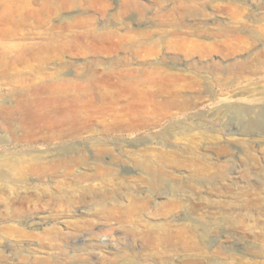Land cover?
<instances>
[{
	"label": "rangeland",
	"instance_id": "rangeland-1",
	"mask_svg": "<svg viewBox=\"0 0 264 264\" xmlns=\"http://www.w3.org/2000/svg\"><path fill=\"white\" fill-rule=\"evenodd\" d=\"M0 164V264H264V0H0Z\"/></svg>",
	"mask_w": 264,
	"mask_h": 264
},
{
	"label": "bare ground",
	"instance_id": "bare-ground-1",
	"mask_svg": "<svg viewBox=\"0 0 264 264\" xmlns=\"http://www.w3.org/2000/svg\"><path fill=\"white\" fill-rule=\"evenodd\" d=\"M36 94L33 93L32 95L34 96ZM24 102V101H23ZM21 102V103H23ZM24 104H27V101H25ZM16 128V124L12 122V120L10 121V123L8 124V131L12 132L14 131V129ZM21 131L20 129H18V132ZM62 134H65V130L63 129ZM1 166H5L4 164H0ZM56 166H54L51 163L45 164L43 162L40 161H34L30 164L29 170L31 173L36 174V175H41V174H45L47 173L49 170L55 168ZM25 168V167H24ZM58 168L63 169V170H67V163L66 161H60L58 164ZM55 170V169H54ZM53 170V171H54ZM23 172V171H22ZM16 175V174H15ZM18 177V176H17Z\"/></svg>",
	"mask_w": 264,
	"mask_h": 264
}]
</instances>
